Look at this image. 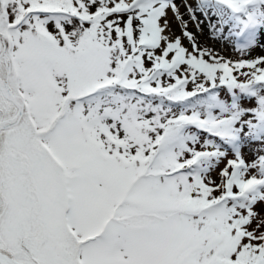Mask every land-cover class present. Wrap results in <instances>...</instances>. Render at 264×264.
Segmentation results:
<instances>
[{"label": "snow or ice", "instance_id": "snow-or-ice-1", "mask_svg": "<svg viewBox=\"0 0 264 264\" xmlns=\"http://www.w3.org/2000/svg\"><path fill=\"white\" fill-rule=\"evenodd\" d=\"M257 50L264 0H0V264H264Z\"/></svg>", "mask_w": 264, "mask_h": 264}, {"label": "rangeland", "instance_id": "rangeland-1", "mask_svg": "<svg viewBox=\"0 0 264 264\" xmlns=\"http://www.w3.org/2000/svg\"><path fill=\"white\" fill-rule=\"evenodd\" d=\"M181 2L182 0H177V3H181ZM181 11L183 12L184 9L181 8ZM185 19H187V16H185ZM203 27H204V31L202 34H200L197 28L195 27V24L192 23L191 21L189 22V30L197 34L201 44L213 47L216 51L220 52L222 55H229L233 57L235 56V53L231 50V46H226L219 41H213L212 39H210L209 29L207 28V26H203ZM173 29L176 31L177 35L180 34V29L177 25ZM260 54H264V53H262L260 50H257V52L253 53V55H260Z\"/></svg>", "mask_w": 264, "mask_h": 264}, {"label": "bare ground", "instance_id": "bare-ground-1", "mask_svg": "<svg viewBox=\"0 0 264 264\" xmlns=\"http://www.w3.org/2000/svg\"><path fill=\"white\" fill-rule=\"evenodd\" d=\"M170 15H171V14H170ZM171 23H172V27H173V28L176 27L177 23H176V21H175L174 18L172 19Z\"/></svg>", "mask_w": 264, "mask_h": 264}]
</instances>
